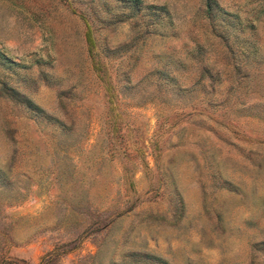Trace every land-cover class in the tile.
<instances>
[{
    "label": "rangeland",
    "instance_id": "374dc122",
    "mask_svg": "<svg viewBox=\"0 0 264 264\" xmlns=\"http://www.w3.org/2000/svg\"><path fill=\"white\" fill-rule=\"evenodd\" d=\"M0 169V264H264V0H0Z\"/></svg>",
    "mask_w": 264,
    "mask_h": 264
},
{
    "label": "trees",
    "instance_id": "16d2710c",
    "mask_svg": "<svg viewBox=\"0 0 264 264\" xmlns=\"http://www.w3.org/2000/svg\"><path fill=\"white\" fill-rule=\"evenodd\" d=\"M207 4H209V2H207ZM21 97V102L22 104L27 107L28 109H30L31 111L37 113V114H43V115H46V113L39 107L37 106L36 104H34L31 100L27 99L26 97L24 96H20ZM5 175V172L2 171L0 169V177L4 176ZM144 258L145 259H148V260H152L153 263H156V264H168L167 261L161 259L160 257L158 256H155V255H150L148 253H144ZM136 260H134L135 262ZM151 263V264H153Z\"/></svg>",
    "mask_w": 264,
    "mask_h": 264
}]
</instances>
